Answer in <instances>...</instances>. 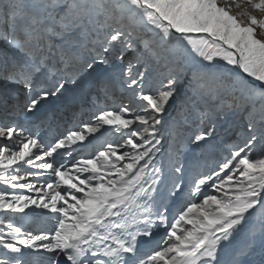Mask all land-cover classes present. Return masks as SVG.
<instances>
[{
  "label": "snow or ice",
  "instance_id": "1",
  "mask_svg": "<svg viewBox=\"0 0 264 264\" xmlns=\"http://www.w3.org/2000/svg\"><path fill=\"white\" fill-rule=\"evenodd\" d=\"M0 264H264V0H0Z\"/></svg>",
  "mask_w": 264,
  "mask_h": 264
},
{
  "label": "rangeland",
  "instance_id": "2",
  "mask_svg": "<svg viewBox=\"0 0 264 264\" xmlns=\"http://www.w3.org/2000/svg\"><path fill=\"white\" fill-rule=\"evenodd\" d=\"M227 2H229V0H227ZM250 11H252V13L257 15L259 18L260 16L259 12L253 9H251ZM50 111L54 113V116L51 118L50 124H51V131L55 134H59L70 128H76L79 119L87 120L90 118L89 114L86 113L83 117H77V119H74L73 112H77L79 111V109L78 108H67L66 109L64 105L61 104L60 102H56L55 104H53L50 108ZM90 150H91V147L88 148L86 153L89 152ZM82 153L83 151L81 152V154Z\"/></svg>",
  "mask_w": 264,
  "mask_h": 264
},
{
  "label": "bare ground",
  "instance_id": "3",
  "mask_svg": "<svg viewBox=\"0 0 264 264\" xmlns=\"http://www.w3.org/2000/svg\"><path fill=\"white\" fill-rule=\"evenodd\" d=\"M222 2H223V3H230V2H232V0H229V2H227V0H222ZM250 10H251V8H245V7L243 6V4H242V6H241L240 8L233 7V8L231 9V12H232L233 14H235L236 12H239V11H248V12H252V11H250ZM253 14H254V13H253ZM240 19H243V20L247 21V17H246V16L240 17ZM94 143L96 144V146L99 145V141H96V142H94ZM82 151H83L82 154H86L87 149H84V150H82ZM25 194H27V193L25 192Z\"/></svg>",
  "mask_w": 264,
  "mask_h": 264
}]
</instances>
